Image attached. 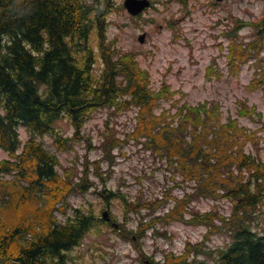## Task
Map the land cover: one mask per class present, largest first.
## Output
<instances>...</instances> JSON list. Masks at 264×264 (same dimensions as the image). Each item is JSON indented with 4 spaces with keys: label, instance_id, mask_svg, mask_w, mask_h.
Wrapping results in <instances>:
<instances>
[{
    "label": "trees",
    "instance_id": "1",
    "mask_svg": "<svg viewBox=\"0 0 264 264\" xmlns=\"http://www.w3.org/2000/svg\"><path fill=\"white\" fill-rule=\"evenodd\" d=\"M114 9H123L118 0H92L87 5L83 0H0V149L8 153V159L0 160V177L13 176L0 179V264H77L68 253L96 227V218L77 210L61 225L55 213L65 215L70 207L68 196L84 194L94 184L87 167L76 183L74 174L59 173L57 157L44 147L43 139L49 135L56 151H68L72 143L55 130L57 121L66 118L74 138H84L85 123L104 108L115 114L137 110L135 126L124 139L102 133L100 147L102 159L109 164V178L114 151L130 140L156 154L170 173L172 184L160 197L143 200L138 196L130 201L125 194L107 190L108 176L101 171V160L91 163L104 198H117L123 204L120 232L112 230L134 247L140 264L142 258L150 264H192L190 254L208 253L202 250V241L187 243L182 256L164 253L162 261L146 256L143 239L147 232L171 239L156 225L174 222L207 228L204 240L219 232L229 234L233 241L218 250V264H264V236L250 227L253 215L264 206V162L245 152L253 133L231 121L220 125L218 104L181 105L168 87L152 91L150 76L136 54L121 53L108 40L106 19ZM250 24L252 40L232 41L227 65L239 74L249 64L253 77L246 89L264 94L260 54L264 16ZM98 63L101 68L95 69ZM164 101H171L169 108H160ZM19 127L28 132L24 142ZM86 141L93 148L90 138ZM188 183L193 184L192 193L181 198L172 194ZM199 199H227L232 204L230 217L213 211L191 212L190 204ZM169 202L174 204L166 209ZM159 211L162 214L156 215ZM131 215L138 217L135 229L127 227Z\"/></svg>",
    "mask_w": 264,
    "mask_h": 264
},
{
    "label": "rangeland",
    "instance_id": "2",
    "mask_svg": "<svg viewBox=\"0 0 264 264\" xmlns=\"http://www.w3.org/2000/svg\"><path fill=\"white\" fill-rule=\"evenodd\" d=\"M91 1L83 0L86 5ZM151 1L155 2V9L151 7L141 18H132L124 9L111 11L106 19L109 42L121 53L131 51L136 54L142 70L150 76L152 91L168 87L175 94L174 97L181 100V105L206 103L210 107L218 104L219 124L226 125L231 121L238 127H244L248 134L253 133L254 140L245 144V152L264 162V94L260 90L247 91L246 85L253 77V69L249 64L243 65L239 74L230 71L227 65L230 43L234 41L240 44L252 40L254 33L250 23L264 16V0H224L222 3H216L215 0H185L186 4L175 0ZM122 2L118 0V4L122 5ZM142 33H146L144 44L137 40ZM260 54L264 58V44ZM94 68L100 69L101 65L98 63ZM210 71L214 75L211 73L208 78ZM170 104L171 101H164L160 108L167 109ZM243 110L246 112L244 115L241 114ZM135 117V109L117 114L112 109H99L89 117L82 129L85 140L74 138L75 131L66 118L57 121L55 130L72 143L66 152L56 151L51 136L47 135L43 139L44 147L57 157L59 173L68 171L74 174L73 181L76 183L83 178L87 167V176L94 184L84 195L72 193L68 196L70 208H67L66 215L55 213L61 224L77 210L96 218V227L87 232L80 245L68 253L77 264H139L134 247L120 238L110 226L99 222L98 218L107 204L111 216L122 222L123 204L117 198H104L105 195L100 193L103 185L91 166L92 162L101 160V171L104 176H108L109 164L102 159L100 147L102 133L108 132L110 136L124 139L134 128ZM18 131L21 141H26L29 137L27 130L19 127ZM89 138L93 148L86 146ZM7 154L0 150V160L8 159ZM113 154L116 156L115 163L111 167L110 178L108 176L105 182L106 188L113 193L125 194L132 201L138 196L143 200H153L161 196L166 186L172 184L170 174L163 167L164 162L133 140L116 149ZM12 177L1 176L0 179ZM186 192H193L188 184L176 188L173 195L181 197ZM189 209L193 213L211 210L229 218L232 204L226 199H199L193 201ZM131 217L127 227L135 229L138 217ZM215 224L220 226L219 221ZM250 227L254 233L264 236V206L255 212ZM156 230L166 231V236L171 239L157 238L151 231L147 232L143 239V251L147 256L153 255L155 260L162 258L165 252L182 256L187 243L194 245L204 241L202 250L208 253L197 257L190 254L188 261L192 264H218V250L226 249L233 241L229 234L221 232L204 240L207 228L183 223L157 224Z\"/></svg>",
    "mask_w": 264,
    "mask_h": 264
},
{
    "label": "water",
    "instance_id": "3",
    "mask_svg": "<svg viewBox=\"0 0 264 264\" xmlns=\"http://www.w3.org/2000/svg\"><path fill=\"white\" fill-rule=\"evenodd\" d=\"M223 0H216V2H222ZM150 6L149 0H124L123 7L126 9L129 15L135 17L138 16L144 9L148 8ZM145 34H142L138 36L137 40L139 43L145 42ZM102 218L105 221H109V215L108 212L105 210L102 213ZM113 226H116L113 224ZM10 264H17L15 262H12ZM145 264H148V262H145Z\"/></svg>",
    "mask_w": 264,
    "mask_h": 264
},
{
    "label": "flooded vegetation",
    "instance_id": "4",
    "mask_svg": "<svg viewBox=\"0 0 264 264\" xmlns=\"http://www.w3.org/2000/svg\"><path fill=\"white\" fill-rule=\"evenodd\" d=\"M110 218H111V220H110V221H108V223L111 225V224H113L114 220H113V218H112V217H110Z\"/></svg>",
    "mask_w": 264,
    "mask_h": 264
},
{
    "label": "bare ground",
    "instance_id": "5",
    "mask_svg": "<svg viewBox=\"0 0 264 264\" xmlns=\"http://www.w3.org/2000/svg\"><path fill=\"white\" fill-rule=\"evenodd\" d=\"M213 136V135H212Z\"/></svg>",
    "mask_w": 264,
    "mask_h": 264
}]
</instances>
